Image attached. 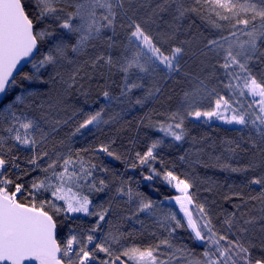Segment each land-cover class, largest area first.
Wrapping results in <instances>:
<instances>
[{
  "label": "snow or ice",
  "instance_id": "snow-or-ice-1",
  "mask_svg": "<svg viewBox=\"0 0 264 264\" xmlns=\"http://www.w3.org/2000/svg\"><path fill=\"white\" fill-rule=\"evenodd\" d=\"M194 4L185 7L183 0H162L153 13L156 14L157 10L166 12L175 5L174 20L177 21L187 13H195L205 19L203 13L207 12L216 17L210 20L214 28L223 31L225 26L217 21L227 22L228 35L206 39L198 52L191 53L204 67L211 62L212 72L207 78L217 79L227 94H221L216 88L209 90L204 79L196 76L197 86L184 93L183 110L171 112L168 116L170 122L159 123L157 129L181 142L188 135L185 128L187 118L203 119L204 123L215 118L229 125H239L240 130L248 129L252 147L264 153V67L254 71L256 65H264V0H194ZM32 6L34 13L26 10L28 5L24 0H0V264H170V260L176 258L174 254L168 260L160 258L162 246L173 247L168 238L146 248L121 243L126 239L125 234L111 220H106L115 197L109 198L108 207L99 205V210L90 209L92 201L85 194V189L87 193L104 192L109 182L94 175L97 165L85 161L80 151L75 153V159L71 153L56 152L54 158L50 155L45 144L51 133L56 131L54 125L61 121L51 119L45 109H55L61 101L56 98L54 103L37 104L36 100L48 93L41 89L32 90L23 82L43 86L59 78L66 85V90L74 88L78 78H82L81 66L77 65L68 79H64L60 67L64 63H77L89 49L96 48L97 41L109 49L113 48L118 28L126 33L127 43L119 58L100 52L85 61L93 70L106 68L111 73L115 68L122 74V83L119 96L103 92L108 103L87 114L75 129V135L89 125L99 129L101 125L117 119L119 112L105 119L106 109L113 104H132L136 90L145 91L143 97L135 98L134 103L138 105L160 93L157 78L167 79L173 74L190 76L181 62L189 54L183 45L191 44V41L170 43L178 30L173 25H170L172 32L160 33L158 39L150 34L144 27L147 21L138 17L139 7L143 6L138 5V0H33ZM240 36L246 39H240ZM42 45H47V48L43 49ZM69 53L75 59L70 58ZM21 61L31 64V70L23 72L22 76V69H18ZM49 68L51 72H48ZM46 72L47 80L44 79ZM218 72L223 79L217 75ZM201 93H204L203 97ZM198 98H211L209 106L206 109L200 107ZM34 112L38 114L34 115ZM45 125L49 126L48 131ZM197 142L192 137V143ZM162 143L160 139L154 140L143 154L136 153V160L139 165L149 167L152 174L145 176L146 180H151L153 175H162L167 184L175 182L174 186L181 193L174 199L184 213L193 240L203 247L200 258L188 264H264V256L254 258L250 247L242 242L243 234L249 231L247 226L253 225L255 218L244 219L240 224L235 214H231L223 220L224 230L221 231L213 224L204 204H194L189 192L193 187L191 183L172 171L159 172L151 166V162L157 159L155 150ZM239 147L237 144L236 148ZM236 148L228 151L234 153ZM23 150L31 153L25 157L31 166L27 170L17 163L20 159L17 153ZM98 151L120 159L108 145H101ZM45 160L46 163H42ZM130 167L135 168L137 164L133 162ZM221 167L230 168L226 164ZM11 169L18 172L15 180L7 174ZM37 170L42 175L33 177L27 185L18 182L20 174L28 175ZM100 171L109 170L102 167ZM251 183L264 187V176L253 178ZM126 184V181H121L116 188V196H126L129 203L138 198L133 215L141 212L153 214L155 202L142 193L134 192ZM45 193L51 198L42 199ZM260 195L264 198V190ZM57 201L63 203L58 204ZM61 213H83L97 219L82 234L73 231L61 240L57 231ZM168 219L175 222L166 226L169 236L177 228L184 227L175 213H169L165 217ZM103 223H107L109 229L98 237L96 233L102 231ZM161 227L165 224L161 223ZM113 245L119 247L114 249ZM176 251L184 253L186 249ZM99 253H104L106 258L101 259Z\"/></svg>",
  "mask_w": 264,
  "mask_h": 264
},
{
  "label": "trees",
  "instance_id": "trees-1",
  "mask_svg": "<svg viewBox=\"0 0 264 264\" xmlns=\"http://www.w3.org/2000/svg\"><path fill=\"white\" fill-rule=\"evenodd\" d=\"M24 2L28 5L26 10L34 13L33 0H24ZM161 2L162 0H138V5H143L139 7L138 17L142 21H147L144 27L157 39L160 33L172 32L173 28L170 25H173L178 30L175 32V39L170 43L180 44L182 41H191V44L183 45L189 54L181 62L184 70L191 75L185 77L173 74L167 79L157 78L161 86L160 93L144 99L143 104L138 105L134 103V100L137 97H143L145 91L136 90L132 97V104H113L106 109L105 119L119 112L120 116L117 119L101 125L99 129L89 125L73 135L78 124L86 118L87 114L98 111L101 106L108 103L103 97L104 91H109L112 96H119L122 83L121 73L117 72L115 68L111 73L106 68L93 70L90 64L85 63L89 56L100 52L111 54L114 58L120 57L127 41L126 33L118 28L117 35L113 38L115 44L113 48L109 49L106 44L97 41L96 48L89 49L88 54L79 57L77 63H64L60 67L59 71L64 79H68L77 65L81 66L80 77L82 78H78V83L74 88L66 90V85L61 83L59 78L43 86L38 83L29 85L27 82H23L26 87H30L32 90L41 89L48 93L47 96L39 97L36 100L37 104L41 102L54 103L56 98L61 101L55 109H45L51 119L61 121L59 125H54L56 131L51 133L45 148L53 158L56 152H60L65 155L71 153L75 159V153L80 151V156L85 161H91L97 165L94 175L106 179L109 182V187L100 193H87V189H85V194H88L92 201L90 209L97 208L99 205L108 207L109 198L115 197L111 203L112 211L106 220H111L114 225L118 226L119 231L125 234L126 239L123 241L130 245L146 248L168 238L173 247L162 246L163 255L160 258L168 260L170 255L174 254L176 258L171 259L170 264H188L189 261L200 258L203 247L199 242L193 240L191 230L187 228L186 222L176 207L165 201L166 198L176 193L175 182L167 184L162 179V175H153L151 180H146L145 176L152 173L148 166H141L136 160L137 152L143 154L154 140H162L163 143L155 150L157 159L151 162V166L159 172L172 171L180 179L191 183L193 187L189 189V192L193 196L194 204H204L217 229L224 230L223 220L231 214H235L240 224H243L244 219L255 218L253 225L247 226L249 231L243 234L242 242L250 247L254 258H259L264 256V230H262L264 229V219H261L264 217V198H261L260 195L264 187L252 184L251 180L264 176V153L252 147L248 129L240 130L241 126L221 124L213 120L214 118L209 123H204L203 119L197 121L189 117L185 120L188 135L181 142L174 141L170 136H165L157 129L159 123L170 122L168 116L171 112L177 109L183 110L184 93L191 92L197 86L196 76L204 79L209 90L216 88L221 94H227V90L217 79L207 78L212 72L211 62L208 67H204L195 56L191 55L193 52H198L206 39L228 35L227 22L217 21L225 27L223 31L216 29L210 23V20H215L216 17L207 12L203 13L205 19H201V16L195 13H187L185 17L177 21L174 20L175 5H172L166 12L157 10V13L154 14L153 9ZM183 3L185 7L195 6L194 0H183ZM258 23L259 21H257ZM108 35L111 33L109 32ZM240 39H246V37L240 36ZM42 48L46 49L47 45H42ZM69 56L75 59L73 54L69 53ZM261 67L264 65H256L254 71ZM201 68L204 70L201 71ZM30 70L31 64L29 63L21 71V76L23 72ZM51 71L52 69L49 68L48 72ZM217 75L223 79L219 72ZM44 79H48L47 72ZM170 80L175 90L174 97L160 96L167 89ZM20 82L18 77V83ZM203 96L204 93H201V97ZM210 100L211 98H198V105L206 109ZM33 114L37 115L38 112ZM45 130H49L48 125H45ZM252 136L254 138V133ZM192 137H195L198 142L193 144ZM61 141L63 144L60 143ZM228 141H232V143L229 144ZM237 144L240 145L239 148H236ZM101 145L110 146V151L120 156V159L99 152L98 149ZM229 148H236V151L229 152ZM84 149L87 151H82ZM30 154L28 150L17 153L20 157L17 163L21 165L22 169L31 168L25 160V157ZM181 156H184L185 159L181 160ZM133 162L137 164V167H130ZM42 163H46V160ZM225 164L230 168L246 170L233 172L230 168L221 167ZM102 167L109 171H100ZM7 174L15 180L18 172L11 169ZM40 175L42 173L39 170L30 172L28 175L20 174L18 182L27 185L33 177ZM122 180L127 182L126 187H131L134 192L142 193L145 198L155 202L153 214L141 212L133 215L138 205V198H134L129 203L126 196H116V188ZM253 197L256 198L253 199ZM41 198L51 197L45 193ZM97 210L99 209L97 208ZM169 213H175L176 218L181 220L184 225V227L177 228L171 236H169L166 226L167 224L174 225L175 222L171 219L165 220ZM242 214L244 215L242 216ZM127 217H131V219ZM96 219L95 216H71L61 213L58 217V238L64 240L73 231L82 234L95 224ZM161 223H164L165 227H161ZM108 229L109 225L103 223L102 231H108ZM102 231L97 232L96 235L102 234ZM235 231L234 228L233 232ZM231 238L235 239V236ZM179 248H184L186 251L184 253L177 252L176 249ZM99 257L106 258L103 253H99Z\"/></svg>",
  "mask_w": 264,
  "mask_h": 264
},
{
  "label": "rangeland",
  "instance_id": "rangeland-1",
  "mask_svg": "<svg viewBox=\"0 0 264 264\" xmlns=\"http://www.w3.org/2000/svg\"><path fill=\"white\" fill-rule=\"evenodd\" d=\"M169 84H170V85H169ZM174 94H175V90H174V88H173V84H171V80H170V81L168 82V87H167V89H165V91H164V92L162 93V95H160V96H163V97H166V98H170V97L172 98V97H174ZM163 99H164V98H163ZM213 120H215V121H217V122H219V123H221V124L228 125V126H239V125H229V124L224 123L222 120H216L215 118H214ZM175 190H176V193L173 194L172 196L166 198L165 201L168 202V203H170V204H172V205H174V206L176 207V209L179 211V213L181 214V216L183 217L184 221H185L186 224H187V220H186V218L184 217V213H183V212L181 211V209H180V205L177 204L176 201H175V199H174V197L181 195V193H180L177 189H175ZM57 202H59V203H63L62 201H57ZM68 214L71 215V216L84 215L83 213H68ZM190 230H191V229H190ZM106 232H107V231L103 230L101 236H102L104 233H106ZM121 243L124 244L125 246H132V245L126 243V242L123 241V240L121 241ZM118 247H119L118 245H113V248H114V249H116V248H118ZM103 254H104V253H103Z\"/></svg>",
  "mask_w": 264,
  "mask_h": 264
},
{
  "label": "water",
  "instance_id": "water-1",
  "mask_svg": "<svg viewBox=\"0 0 264 264\" xmlns=\"http://www.w3.org/2000/svg\"><path fill=\"white\" fill-rule=\"evenodd\" d=\"M29 63H27L26 61H21V64L18 65V69H24Z\"/></svg>",
  "mask_w": 264,
  "mask_h": 264
},
{
  "label": "built area",
  "instance_id": "built-area-1",
  "mask_svg": "<svg viewBox=\"0 0 264 264\" xmlns=\"http://www.w3.org/2000/svg\"><path fill=\"white\" fill-rule=\"evenodd\" d=\"M98 237H101V234H99Z\"/></svg>",
  "mask_w": 264,
  "mask_h": 264
}]
</instances>
